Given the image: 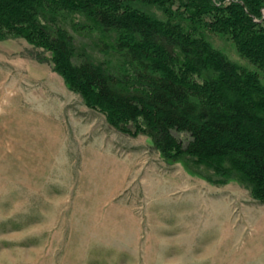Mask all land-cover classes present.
Instances as JSON below:
<instances>
[{"label": "rangeland", "instance_id": "rangeland-1", "mask_svg": "<svg viewBox=\"0 0 264 264\" xmlns=\"http://www.w3.org/2000/svg\"><path fill=\"white\" fill-rule=\"evenodd\" d=\"M95 35L77 44L100 60ZM34 54L0 41V264H264V205L240 182L112 127Z\"/></svg>", "mask_w": 264, "mask_h": 264}, {"label": "trees", "instance_id": "trees-1", "mask_svg": "<svg viewBox=\"0 0 264 264\" xmlns=\"http://www.w3.org/2000/svg\"><path fill=\"white\" fill-rule=\"evenodd\" d=\"M88 32L103 59L80 51ZM9 39L27 41L112 127L208 179L240 182L264 205V0H0V41Z\"/></svg>", "mask_w": 264, "mask_h": 264}]
</instances>
